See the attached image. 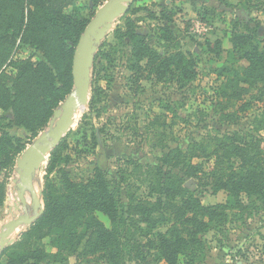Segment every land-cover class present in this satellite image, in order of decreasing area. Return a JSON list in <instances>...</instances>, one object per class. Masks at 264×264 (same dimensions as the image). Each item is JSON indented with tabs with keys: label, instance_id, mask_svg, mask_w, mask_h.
<instances>
[{
	"label": "trees",
	"instance_id": "16d2710c",
	"mask_svg": "<svg viewBox=\"0 0 264 264\" xmlns=\"http://www.w3.org/2000/svg\"><path fill=\"white\" fill-rule=\"evenodd\" d=\"M71 3L72 0H27V4L25 0H0V72L18 40L43 50L48 59V63L19 60L16 73L0 74V110L12 109L11 124L28 129L33 138L43 131L72 90L75 46L89 20L67 15L64 10ZM244 20L248 21L247 17ZM257 31L255 28L252 32L257 35ZM249 34L241 33L233 40L235 53L228 63L214 70L226 78L217 92L224 99L219 102L221 112L241 101L250 88L258 89L255 100H264V40L258 41ZM116 36L132 42V70L139 74L149 71L158 81H176L184 86L196 80L198 70L193 55L159 53L137 31L133 20L128 19L125 30L118 28ZM98 58L99 54L95 59ZM237 60L246 64L236 68ZM8 80L13 83L11 87L5 83ZM93 90L91 107L101 101L99 88ZM224 116L227 121L234 119L230 112ZM257 122L259 129H264V113ZM263 141H249L232 133L193 140L186 149L173 147L159 160L170 167L169 171L164 173L160 167H156L154 174L141 171L144 183L151 176L154 179L149 186L146 184L148 199L130 196L124 207L116 198L118 190L112 189L102 172L87 181L66 177L56 184L50 178L65 160L63 139L51 152L45 167L44 213L9 248V264H71L69 257L75 255L77 260L73 264H90L95 260L123 264L144 258V248L160 263L178 264L183 259L186 264H202L207 250L203 235L221 230L236 211L244 214L259 206L264 210ZM0 144V164L11 172L27 145H14L9 139ZM211 159L207 179L216 190L226 192L227 199L205 205L185 183L204 172V161ZM176 169L183 174L175 173ZM3 191L0 184V194ZM97 213L109 218L110 227ZM158 227H166V231L156 230ZM46 237L55 240L57 253L47 250L42 242Z\"/></svg>",
	"mask_w": 264,
	"mask_h": 264
},
{
	"label": "rangeland",
	"instance_id": "374dc122",
	"mask_svg": "<svg viewBox=\"0 0 264 264\" xmlns=\"http://www.w3.org/2000/svg\"><path fill=\"white\" fill-rule=\"evenodd\" d=\"M106 1L72 0L64 12L90 21ZM242 10L248 13V21L244 20V14L237 16ZM128 19L134 21L137 31L159 53L165 56L176 52L186 57L193 55L198 70L196 80L184 86L176 81H158L149 71L139 74L132 70V42L127 37L122 41L116 36L118 28L125 30ZM247 22H250L249 26ZM255 28L258 29L257 35L252 32ZM241 33H250L258 41L264 40V0H134L128 12L115 20L97 52L99 58L94 63L90 100L93 88H99L101 101L94 107L88 104L77 114L64 137L65 160L50 178L56 184L66 177L77 182L87 181L102 172L110 180L112 189L118 190V202L127 207L130 196L148 199L146 184L149 186L154 179L151 176L144 183L141 171L149 170L154 174L156 167L162 168L164 173L169 171L170 167L159 160L173 147L186 149L193 140L232 133L249 141L264 139V129H259L257 122L264 113V100L254 99L258 89L250 88L249 94L226 111L234 114L232 121H227L226 112L219 111V102L224 99L217 96V92L226 78L218 76L214 70L228 63L231 54L235 53L233 40ZM19 60L48 63L43 50L18 40L1 72L16 73ZM142 64L145 65V61ZM239 64L245 65L246 62L237 60L235 67L238 68ZM5 83L8 87L13 84L11 80ZM13 120L12 109L0 110V138H3L0 142L9 139L14 145L28 146L34 140L32 132L11 124ZM261 146L264 150V141ZM204 162V172L188 179L186 187L205 205L225 202L227 193L216 190L207 179L206 173L213 159ZM236 162L240 164L238 160ZM47 164L44 163L35 176L38 192L45 186ZM174 172L182 173L180 169ZM16 178L19 176L15 167L9 172L0 164V184L4 186L0 194V232L11 219L25 215L22 207L19 210L14 208L18 203L13 182ZM244 201H248L246 197ZM236 212L221 230L202 236L207 248L202 264H264V210L259 206L244 214ZM29 213L32 214V209ZM97 216L110 227L108 217L102 213ZM29 228L19 229L14 244L21 238L19 233ZM156 230L166 231V227ZM42 242L49 252H58L52 237H46ZM12 245L0 253V264H9ZM144 251V258L123 264H166L157 262L146 248ZM76 257L69 259L76 263ZM90 264L107 263L95 260ZM178 264L186 263L181 259Z\"/></svg>",
	"mask_w": 264,
	"mask_h": 264
},
{
	"label": "water",
	"instance_id": "95a60500",
	"mask_svg": "<svg viewBox=\"0 0 264 264\" xmlns=\"http://www.w3.org/2000/svg\"><path fill=\"white\" fill-rule=\"evenodd\" d=\"M134 0H108L95 13L81 34L75 47L72 62L73 87L60 106L54 111L49 125L41 131L16 160L15 169L19 178L13 180L17 188L18 203L16 210L22 207L25 215L11 219L0 232V253L14 244L12 236L24 226H31L45 210L43 191H37L35 176L44 163L48 162L51 152L59 146L70 131L79 112H83L89 102L92 91V77L95 57L115 20L128 12ZM246 11H240L237 16ZM27 194H30L28 197ZM31 201V203L29 202ZM32 209V214L29 213ZM26 230H22V236ZM71 260V264H73Z\"/></svg>",
	"mask_w": 264,
	"mask_h": 264
},
{
	"label": "bare ground",
	"instance_id": "6f19581e",
	"mask_svg": "<svg viewBox=\"0 0 264 264\" xmlns=\"http://www.w3.org/2000/svg\"><path fill=\"white\" fill-rule=\"evenodd\" d=\"M19 229L16 231V233L12 236V238L14 239V237L18 234Z\"/></svg>",
	"mask_w": 264,
	"mask_h": 264
}]
</instances>
